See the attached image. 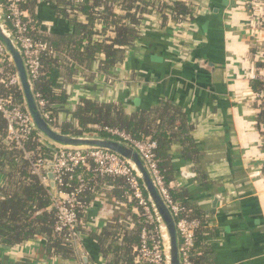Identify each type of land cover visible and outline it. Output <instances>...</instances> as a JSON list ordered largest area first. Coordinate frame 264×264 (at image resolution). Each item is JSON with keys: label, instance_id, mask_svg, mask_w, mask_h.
<instances>
[{"label": "crops", "instance_id": "0c3cea01", "mask_svg": "<svg viewBox=\"0 0 264 264\" xmlns=\"http://www.w3.org/2000/svg\"><path fill=\"white\" fill-rule=\"evenodd\" d=\"M250 2L197 0L189 22L173 20L169 11H152L142 20L140 39L125 49L124 61L109 71H101L99 62L91 71L77 68L66 85L68 102L56 107L60 122L70 120L83 98L122 104L129 114L168 103L185 113L190 128L179 134L162 165L172 198L205 215L211 232L205 240L209 264H264V115L260 118L262 110L252 99L256 87L251 80L259 67L255 45H264V32L254 31ZM55 5L37 3L39 31L71 33V21ZM112 7L123 14L121 5ZM64 9L69 11L68 5ZM73 18L88 22L82 13ZM96 30L94 40L114 38L113 29L103 23ZM56 59L65 57L58 54ZM85 178L89 189L78 258L49 256L46 241L36 237L13 247L0 244V264L106 263L92 235L118 223L132 229L136 205L128 202L118 180L108 181L93 171H86Z\"/></svg>", "mask_w": 264, "mask_h": 264}, {"label": "trees", "instance_id": "16d2710c", "mask_svg": "<svg viewBox=\"0 0 264 264\" xmlns=\"http://www.w3.org/2000/svg\"><path fill=\"white\" fill-rule=\"evenodd\" d=\"M49 1H55L54 9L57 13L71 21L73 27L71 33L52 35L40 32L34 14L38 1L23 5L25 11L29 13L31 36L48 43L57 54L65 57L62 61L48 56L42 57V76L34 82L36 94L45 102L43 112L50 115L47 121L58 132L66 135H91L99 126L114 127L124 130L135 140L155 142L158 169L167 187V173L162 161L167 158L171 145L181 139L179 134H184L185 128H190L185 123V113L181 109L168 103L158 109L129 114L122 104L102 103L83 98L78 101L70 120L60 122L56 107L68 102L66 85L73 82V77L78 72L77 68L82 67L91 71L93 64L99 62L101 71H109L124 61L125 49L133 46L141 37L140 25L145 15L154 10L169 11L173 20L185 22L188 16H191L193 7L179 0L167 2L160 0V3H152L151 0H86L79 11L77 10L79 14H85L88 18V22L83 24L64 9L69 5L68 0ZM113 4L121 5L123 14H116ZM162 14L163 23H166L167 16ZM98 22L112 28L114 38L94 40L98 35L96 30ZM84 41L88 43L84 44ZM100 55L103 59L98 58ZM89 78L92 80L94 75H90ZM260 86L255 84V90L259 91ZM13 91L23 103L20 90L16 88ZM2 92L7 90L4 89ZM259 113L262 118L264 110ZM6 138L7 124L0 113V177L4 178V180L0 178V244L13 247L42 237L46 241V253L49 256H59L63 259L78 258L79 252L65 241L63 234L55 230L56 219L52 208L51 188L43 185L38 176L31 175L32 165L23 149L15 144H5ZM41 141L27 142L26 150L35 151L41 148L46 161H51L54 152ZM103 177L108 181L118 180L124 187L123 192H127L125 178ZM86 192L81 195L85 205L86 197L88 198ZM182 205L187 209L185 215L201 222L195 234L193 261L195 264H209L207 255L210 248L205 240L211 237V232L206 227L205 215L199 208ZM132 210L136 211V214L131 215L135 220L132 229L118 223L106 227L100 234L92 235L100 245L106 259L105 264H138L135 249L139 246L141 231L146 225L138 215V207L134 206ZM83 231L81 229V232Z\"/></svg>", "mask_w": 264, "mask_h": 264}, {"label": "built area", "instance_id": "2783aa9c", "mask_svg": "<svg viewBox=\"0 0 264 264\" xmlns=\"http://www.w3.org/2000/svg\"><path fill=\"white\" fill-rule=\"evenodd\" d=\"M34 0H3L0 1V19L14 43L22 53L28 67L31 79L38 81L42 76V57L48 56L57 58L58 54L48 43L31 36L29 14L23 5ZM38 2L46 0H36ZM69 14L75 17L79 14V8L86 3V0H68ZM181 1V0H179ZM183 1V0H182ZM191 3L196 1L189 0ZM167 2V0H163ZM199 4H195V6ZM191 21L195 13V6L192 4ZM253 18L260 27L264 29V0H253ZM78 10V11H77ZM159 13L158 10L154 11ZM160 15V14H158ZM186 22V21H185ZM258 51L260 55L259 67L253 72L251 80L255 84L264 87V52ZM20 90V82L14 65L0 44V113L7 124L8 145L15 144L23 149L26 158L31 162V175L38 176L48 188H51L49 173L53 174L55 189L51 190L56 226L55 230L63 234L65 241L81 252L83 233V219L81 213L86 205L81 195L89 189V183L85 178V171H94L99 176H112L125 178L127 182L126 199L129 203L135 204L139 209V216L144 220L145 227L141 231L139 246L135 249L136 262L138 264H169L167 235L163 223L148 196L141 177L134 167L126 159L115 153L98 149H73L54 145L41 136L25 107L15 96L13 89ZM7 92H2L3 90ZM21 92V90H20ZM264 88L256 91L255 101L262 105L264 110ZM39 105L43 111L45 102L37 95ZM263 99V100H262ZM45 118L50 119L49 114L43 112ZM94 136L108 137L127 143L136 148L146 159L151 168L160 189L173 212L180 236L182 264H195L193 261V248L195 245L196 230L201 222L191 219L187 215V209L177 203L164 185L163 178L158 169L156 149L157 145L151 140L138 141L133 139L127 132L114 127H97ZM40 136V138L38 137ZM42 140L44 144L53 150V159L46 161L41 148L35 151H27L26 143ZM41 141V142H42ZM94 169L92 170V168Z\"/></svg>", "mask_w": 264, "mask_h": 264}, {"label": "water", "instance_id": "95a60500", "mask_svg": "<svg viewBox=\"0 0 264 264\" xmlns=\"http://www.w3.org/2000/svg\"><path fill=\"white\" fill-rule=\"evenodd\" d=\"M0 44L10 57L18 74L25 107L38 133L48 142L60 147L104 150L115 153L133 164L165 228L168 242L169 264H182L181 243L176 218L143 155L133 146L116 139L93 135H66L58 132L45 118L39 105L34 83L24 57L2 24L1 19ZM48 176L51 180L50 186L53 191L55 189L53 174L49 173ZM83 258L87 261L86 256Z\"/></svg>", "mask_w": 264, "mask_h": 264}, {"label": "rangeland", "instance_id": "374dc122", "mask_svg": "<svg viewBox=\"0 0 264 264\" xmlns=\"http://www.w3.org/2000/svg\"><path fill=\"white\" fill-rule=\"evenodd\" d=\"M182 1V0H181ZM193 1H197V0H193ZM170 2V1H169ZM183 2H185V4L186 5H193V6H195V4L194 3H191V1H189V0H183ZM252 2H253V0H251V2H250V5H251V10L253 11V9H252ZM186 22L188 21V20H185ZM253 21H255V23H254V31L256 32V33H263L264 32V29H262V27H260V24H259V22L255 19H253ZM256 46V54L258 53V51H260V48H262V50H261V52H264V45L263 44H256L255 45ZM259 60H260V55H258L257 56V62H258V64H259ZM256 70V69H255ZM254 70V71H255ZM252 76H253V73L251 74ZM261 87V86H260ZM263 88L264 87H261V92H262V90H263ZM264 95V94H263ZM255 97L256 96H254V95H252V99H254L255 100ZM263 100V99H262ZM262 104H264V103H262ZM260 107H262V105H260L259 104V107H257V109H260ZM263 108V107H262ZM91 135H95V133H93V134H91ZM84 136H89V135H84Z\"/></svg>", "mask_w": 264, "mask_h": 264}]
</instances>
